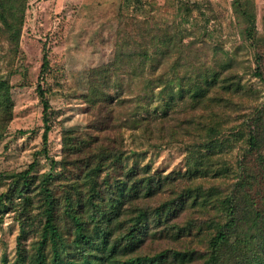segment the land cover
I'll return each instance as SVG.
<instances>
[{"label": "trees", "instance_id": "trees-1", "mask_svg": "<svg viewBox=\"0 0 264 264\" xmlns=\"http://www.w3.org/2000/svg\"><path fill=\"white\" fill-rule=\"evenodd\" d=\"M26 5L27 0H0V38L9 45H19ZM232 8L235 18L243 25L242 44L234 52L214 48L213 65L195 62L196 52H191L183 41L187 30H170L163 38L155 39L145 26L138 31L139 37L132 38L139 42L131 52L122 47L114 62L90 72L85 95L87 104L103 106L106 114L118 122L124 115H120L123 101L115 103L116 93L122 90V97L133 99L131 92L124 93V81H133L137 73L146 76L142 79L144 96L128 106L131 109L125 112L122 131H138L149 140L183 145L188 158L182 177L190 184L211 186L212 192L202 187L167 191L173 181L150 175L141 177L133 169L112 184L109 170L122 163L124 152L101 147L93 150L86 160L75 162L89 178L88 194L66 192L65 206L61 208L59 198L46 180L40 183L36 207L39 212L34 217L38 220L43 216L40 221L43 225H39L41 232L34 253L20 248L12 263L2 258L0 264L179 263L182 254L171 250L164 233L179 240L187 231L194 232V223L189 230L177 228L176 224L188 219L186 210L195 205L201 208L210 205L216 217L215 226L210 227L214 234L204 241L210 249L204 264H221V255L227 250L236 254L238 261L234 264H264V203L261 204L264 202V110L254 103L256 94L246 87L236 68V58L247 49L240 64L245 69L243 75L247 73L264 82V36L257 30L254 4L250 0H233ZM192 56L195 58L190 60ZM127 73L131 77L123 80ZM155 97L161 100L158 106H152L149 100ZM236 99L240 103L237 107ZM13 107L9 79L0 75L1 123L12 116ZM44 107L47 110L46 100ZM224 110L243 113L241 122L236 125L235 120L228 121L230 116L222 114ZM180 111L183 116L179 115ZM49 132L50 127L46 126L45 142ZM237 147L240 148L236 150ZM230 153H236L235 158ZM253 156L254 165L250 166ZM255 165L260 169H255ZM215 182L225 186L224 191ZM13 186L10 201L16 191L24 206L22 212H30L29 206L34 201L24 195L30 185L24 182ZM156 199L159 204L153 207L143 202ZM14 207L21 211L20 204ZM63 223L69 225L65 233ZM22 228V234L37 232ZM149 240L150 247L160 248L146 252L143 246ZM184 256L190 261L189 254Z\"/></svg>", "mask_w": 264, "mask_h": 264}, {"label": "rangeland", "instance_id": "rangeland-1", "mask_svg": "<svg viewBox=\"0 0 264 264\" xmlns=\"http://www.w3.org/2000/svg\"><path fill=\"white\" fill-rule=\"evenodd\" d=\"M250 2L254 4L257 30L263 37L264 0ZM232 3L233 0H27L19 45H9L0 38V75L9 79L14 102L12 116L0 121V125L4 123L0 126V260L5 258L12 263L20 248L34 253L38 232H41L39 225H43L40 222L43 216L38 220L34 217L39 212L36 207L40 183L46 180L64 208L66 192L88 194L91 187L89 178L75 162L86 160L93 150L104 146L124 152L122 163L109 170L112 184L133 169L141 177L150 175L173 181L167 191L202 187L212 192L211 186L190 184L182 177L188 158L183 145L149 140L138 131H122L125 112L144 96L145 80L142 79L146 76L137 73L129 83L125 79L131 77L130 73L122 77L124 93L131 92L133 99L127 95L122 97V90L116 93L115 103L123 101L120 115H124L118 122L106 114L103 106L87 104L85 95L90 72L114 62L120 48L132 50L138 41L132 38L139 37L138 31L145 26L155 39L163 38L170 30H187L183 34L184 44L196 52V58L192 56L190 60L195 58L199 64L213 65L216 47L234 52L242 44L243 25L235 18ZM245 52L247 49L236 58V68L246 87L256 94L254 103L264 110V82L247 73L243 75L245 69L240 64ZM185 61L190 62L188 58ZM252 63L255 68V62ZM149 100L152 106H158L161 101L158 97ZM234 102L236 107L240 104L238 99ZM225 113L230 116L228 121L235 120L236 125L241 122L243 113L224 110L222 114ZM179 115L183 116V112ZM115 125L118 126L115 128ZM46 126L50 132L45 142ZM235 154L230 153L233 158ZM254 160L253 156L250 166ZM255 166L260 169L259 165ZM24 182L30 185L24 195L34 201L29 206L30 212H22L24 206L16 191L13 201L9 199L15 190L13 184ZM215 185L221 191L226 188L218 182ZM143 202L149 207L159 204L158 199ZM18 204L21 211L14 207ZM202 208L190 207L185 213L189 221L180 220L176 224L177 228L189 230L194 223V232L187 231L179 240L164 233L171 250L182 254L178 257L179 263L173 264H204L208 260L206 252L210 249L204 241L214 234L210 227L215 226L216 217L210 205ZM31 221H35L33 225ZM64 225L65 233L69 225ZM22 226L37 232L22 234ZM150 241L143 246L146 252L160 248L150 247ZM186 254L191 256L190 261ZM237 261L236 254L228 250L220 258L221 264Z\"/></svg>", "mask_w": 264, "mask_h": 264}]
</instances>
